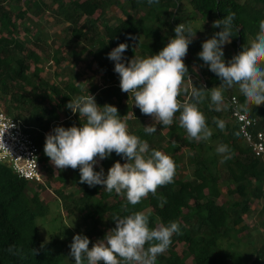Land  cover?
Returning a JSON list of instances; mask_svg holds the SVG:
<instances>
[{"label":"trees","instance_id":"trees-1","mask_svg":"<svg viewBox=\"0 0 264 264\" xmlns=\"http://www.w3.org/2000/svg\"><path fill=\"white\" fill-rule=\"evenodd\" d=\"M42 1L0 0V103L5 104L10 115L39 129L29 132L41 149L45 181L47 185L61 186L56 191L63 199L67 215H79L80 220L71 224L76 232L89 239L92 234L104 238L107 231L115 227L117 216L143 211L151 227L158 223L179 224V232L173 234L170 247L157 257L156 264H189L190 260L191 264H264V243L256 247L252 229L245 221V216L253 211V203L263 201L264 213V163L244 143L238 122L230 117L233 108L230 103L233 97H238L241 109L250 118H259L261 126H264V104L247 106L242 94L236 95L232 90L225 92L223 104L228 106L227 118L221 109L216 110L210 94L206 93L198 106L212 132L208 140L190 139L186 130L179 126V112L172 125L157 124V131L150 135L144 131V121L149 116L134 105L131 94L121 91L114 62L107 56L120 43L128 44L123 54L127 59L134 55L157 54L174 37L176 25L190 26L199 16L210 25L212 37L221 31L212 27L213 22L223 19L229 12L235 13L230 44L236 55L239 53L238 40L241 39V51L259 32V22L264 20V0H158L151 5L148 0H127L126 5L120 4L119 0H52L56 5L54 13L69 22L71 30L61 46L69 48L68 55L74 63L82 58L93 61L104 74L106 86L91 88L89 92H84L81 83L67 80L61 87L41 77L43 54L49 55L44 46L46 42H42L44 34L40 30L32 34L24 27L25 33L21 35V24L17 21L25 19L34 9L40 10ZM116 4L125 18L118 17L117 24L112 25L106 17L108 10ZM187 6L192 12L185 16L184 7ZM202 43L203 40L194 38L184 58L189 77L197 74V65L201 72L192 82L185 78L184 87L188 91L179 97L181 102L191 99L192 84L208 89L221 84L198 56ZM60 49L53 53L56 65L64 59L59 58ZM72 73L78 76V73ZM108 82L113 85L108 86ZM89 93L95 96L98 105H113L121 117L127 115L129 133L147 141L150 150L163 151L174 159L176 172L172 183L158 188L155 196L149 194L133 206L114 191L108 193L103 185L89 187L80 183L79 169H57L55 175L54 165L44 154L46 134L57 126H80L84 118L79 117V113L73 114L66 105L70 99ZM216 120L223 122V129L217 126ZM221 145H227L228 153L217 151ZM225 155L229 158L225 159ZM185 157L188 159L186 166L191 168L190 179L180 176ZM116 161L125 162L113 152L109 158L100 161L95 170L102 167L106 176ZM65 186H72L79 197H75V192L64 193ZM43 191L42 185L30 183L18 177L7 165L0 164V264H75L69 245L59 240L63 230H56L47 241L42 238L38 222L49 211ZM224 195L229 198L222 203L220 199ZM161 199L166 203L161 204ZM244 233L245 237L242 236ZM74 235L68 241L70 244ZM237 243L243 248L244 244L250 247L241 251L243 255L239 262L232 261V248ZM179 244L186 246L181 250L182 254Z\"/></svg>","mask_w":264,"mask_h":264},{"label":"clouds","instance_id":"clouds-1","mask_svg":"<svg viewBox=\"0 0 264 264\" xmlns=\"http://www.w3.org/2000/svg\"><path fill=\"white\" fill-rule=\"evenodd\" d=\"M154 2L158 3V0H148L149 5ZM234 18L235 13L229 12L223 19L215 20L212 27L221 31L206 39L198 53L209 70L221 80V84L211 89L203 86L197 88L192 84L191 99L188 102H181L179 97L188 91L184 87L185 78L191 81L188 67L184 63L189 45L196 35L190 26L176 25L173 29L174 37L157 54L148 57L134 55L127 59L123 55L128 49L126 43H120L107 54L108 59L114 62L115 73L119 75L121 91L131 94L134 105L141 113L154 120L153 124L144 127L146 133H155L157 124L165 127L172 125L179 112V126L186 130L190 139L197 142L208 140L212 132L198 105L207 93L219 111L224 101L223 90L234 85L239 86L245 105L264 104V20L259 22V32L254 40L248 46L244 45L238 54L226 62L223 46L231 43ZM0 106L10 117L25 124L27 132L38 129L10 115L2 103ZM66 107L73 114L79 113L84 122L80 126L68 128L57 126L46 134L44 154L56 169H79L80 183H86L89 187L103 185L108 193L114 191L133 206L141 203L149 194L155 196L158 188L174 181V159L163 151L150 150L147 141L130 134L127 115L121 117L117 107L110 104L98 105L95 96L90 93L70 99ZM230 117L234 121L231 114ZM215 122L223 129L222 121ZM29 133L33 137L32 132ZM3 136L0 137L2 142ZM244 143L247 145L245 139ZM38 147L42 173L40 181L20 177L11 165L0 164L7 165L18 177L30 183L46 186L42 153L39 145ZM217 151L225 154L229 149L227 145H221ZM113 152L125 162L116 161L108 169L106 176L102 167L96 171L95 166L109 158ZM227 158L229 157L225 155V159ZM163 203L166 200L161 199V204ZM114 222L115 227L109 229L103 239H97L91 248V241L87 236H73L69 247L75 264H156L157 257L170 247L173 234L179 232L178 222H169L167 225L158 223L151 227L149 218L143 211L117 216ZM8 250L11 252L12 247ZM33 251L36 254V250Z\"/></svg>","mask_w":264,"mask_h":264},{"label":"rangeland","instance_id":"rangeland-1","mask_svg":"<svg viewBox=\"0 0 264 264\" xmlns=\"http://www.w3.org/2000/svg\"><path fill=\"white\" fill-rule=\"evenodd\" d=\"M120 4H127V0H119ZM242 2L244 1H252V0H241ZM40 2V1H39ZM41 9H34L33 11H30L25 19L18 20V24H21V29L20 33L23 35L25 33L24 27H28L31 31L32 34H36L38 30L43 32L42 36V42L44 44V41L46 44H44L46 48V52L49 55L43 54L42 57V63L41 67L44 69L41 77L49 80L51 83L59 84L58 86L62 87V83L64 81H71L75 84H82L83 85V90L84 92H89L91 88H104L107 83H105L104 80V74L103 72H100L97 65L92 61V62H87L82 58L79 62L74 63L72 61V58L68 55L69 48L66 46H61V43L63 42L64 38L71 33V30L68 27L69 22L66 20H63L59 14L54 13V9H56V5L53 4L52 0H43L40 3ZM25 9V7H24ZM183 9V7H181ZM184 12L187 11L186 15L188 13L192 12L191 7L187 6L184 7ZM118 17L125 18L124 14H122L119 6L114 5L108 10L107 14V20L109 23L112 25L117 24L118 22ZM97 18V15L95 16ZM190 27L193 29L194 32H196L195 35V40H203V42L211 38L210 37V25L205 21L200 18V16L197 18V20L193 21L192 24H190ZM68 31V32H67ZM143 39V37H141ZM249 44L254 40V39H249ZM248 44V45H249ZM61 47V49H60ZM60 49L62 54L59 55V58H64L62 59L61 63L59 65L55 64V59L53 58V53L55 50ZM78 50L80 47L77 48ZM224 50V58L225 61L227 62L234 56V49L232 45L226 44L223 46ZM90 63V64H89ZM197 74L194 76L191 75V81H194L195 76H199V73L201 72L200 67L197 65L195 68ZM78 73V76L73 74L72 72ZM200 77V76H199ZM188 86L190 85L189 82H187ZM111 82H108V86H112ZM234 91L236 95L241 94L239 91V86L234 85L231 88H225L223 90V94L228 91ZM4 107L6 108L5 104ZM220 109L222 110L224 117L226 116L227 118V109L228 106L222 104L220 106ZM145 124L146 126H149L154 122L153 118L149 116L148 118L145 119ZM128 126V125H127ZM129 128V126H128ZM130 131V130H129ZM211 143L208 141V144ZM184 154L185 156L187 155L185 149H184ZM185 164L183 167L184 170L181 171L180 176H184V178H189L190 179V171L191 168L187 167V157H185ZM100 163V162H99ZM98 163V164H99ZM55 168V167H54ZM57 169L55 168V175H57ZM45 191L42 192V196L44 198V201H47V206H48V213L47 216L44 217L43 219H39L38 224L40 225L41 229V235L42 238H44L45 241L49 240L51 235L55 233L56 230H63V233L61 236H59V240L63 242H67L66 245H70L68 242L72 234H79L76 232V230L72 227V222L79 219V215H74L72 217H69L67 215L65 205L63 203V199L61 198L60 195H58L57 191L58 189L61 188V186H58L56 183L55 184H49L46 186H43ZM63 188V187H62ZM63 192L66 194H69L71 192H75V189L72 186H65L63 188ZM32 195V193H30ZM75 197H79V194L75 192ZM229 197L224 195L222 199H220V202H224L227 200ZM263 203V201H262ZM262 203L256 204L253 203L252 207V212L248 215L245 216V221L246 223L251 227V236H252V241L253 243H256V247H260L264 243V213H262ZM53 222H55L53 224ZM263 224V225H261ZM257 227V228H256ZM245 234L242 235L245 237ZM97 239H103L99 238L96 234H92L90 237L91 243L89 244V248L92 247V244L96 242ZM186 246L184 244H179L178 249L180 254H182L181 250L185 249ZM226 248V246H225ZM245 250L249 249L250 247L244 244ZM241 244H236L235 247L232 248V261L239 262V259H242L241 256L243 255L241 251L244 249ZM71 258L68 259L70 261ZM241 263V262H240ZM189 264H191V260L189 261ZM248 264H250L248 262Z\"/></svg>","mask_w":264,"mask_h":264},{"label":"built area","instance_id":"built-area-1","mask_svg":"<svg viewBox=\"0 0 264 264\" xmlns=\"http://www.w3.org/2000/svg\"><path fill=\"white\" fill-rule=\"evenodd\" d=\"M230 104L231 116L239 123L248 147L255 157L264 161V126L260 127L257 118H250L241 110L237 97H233ZM27 130L25 124L10 117L0 106V137L4 134L3 142L0 141V162L11 165L20 177L40 181V150Z\"/></svg>","mask_w":264,"mask_h":264},{"label":"water","instance_id":"water-1","mask_svg":"<svg viewBox=\"0 0 264 264\" xmlns=\"http://www.w3.org/2000/svg\"><path fill=\"white\" fill-rule=\"evenodd\" d=\"M240 48H241V39H239L238 42H237L238 52H240Z\"/></svg>","mask_w":264,"mask_h":264}]
</instances>
